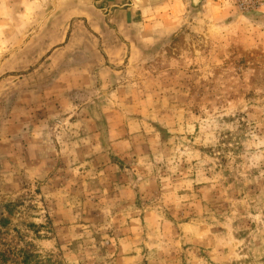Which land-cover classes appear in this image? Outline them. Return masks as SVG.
<instances>
[{
	"label": "rangeland",
	"instance_id": "rangeland-1",
	"mask_svg": "<svg viewBox=\"0 0 264 264\" xmlns=\"http://www.w3.org/2000/svg\"><path fill=\"white\" fill-rule=\"evenodd\" d=\"M134 2L0 0V264H264V0Z\"/></svg>",
	"mask_w": 264,
	"mask_h": 264
},
{
	"label": "crops",
	"instance_id": "crops-1",
	"mask_svg": "<svg viewBox=\"0 0 264 264\" xmlns=\"http://www.w3.org/2000/svg\"><path fill=\"white\" fill-rule=\"evenodd\" d=\"M84 1L86 3L84 6L85 9L80 8V11L74 13L72 8V12L69 15H72L71 17L73 18L80 16L86 20L89 27L99 33L104 43L115 41L118 35L114 32L113 25L120 27L121 24H124L126 26L128 22H126V19L124 21V16L135 6V0H96L97 2L91 4L93 5V9H91L89 2L87 0ZM191 1L193 3L195 2V0ZM96 4L102 8H95ZM119 15H122V17H119ZM106 52L104 53L105 55L107 54Z\"/></svg>",
	"mask_w": 264,
	"mask_h": 264
}]
</instances>
